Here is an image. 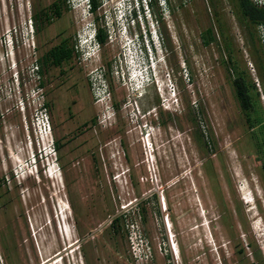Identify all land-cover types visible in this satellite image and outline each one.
<instances>
[{
    "label": "rangeland",
    "instance_id": "rangeland-1",
    "mask_svg": "<svg viewBox=\"0 0 264 264\" xmlns=\"http://www.w3.org/2000/svg\"><path fill=\"white\" fill-rule=\"evenodd\" d=\"M53 1L0 0V264L264 257V45L237 0H59L36 22Z\"/></svg>",
    "mask_w": 264,
    "mask_h": 264
},
{
    "label": "trees",
    "instance_id": "trees-1",
    "mask_svg": "<svg viewBox=\"0 0 264 264\" xmlns=\"http://www.w3.org/2000/svg\"><path fill=\"white\" fill-rule=\"evenodd\" d=\"M237 1L240 11L245 19L249 20L253 24L264 22V7H258L251 0H237ZM100 3H101L100 0H89L90 10L92 12H97ZM150 4L153 7L152 0H150ZM62 14H63V6L61 2L59 0H54L50 5L40 8L39 10H36L34 14V18L36 22L38 20H42V17H45L48 21H50L52 20L51 15H53V17H61ZM97 23L98 26L96 28V36L98 42L102 45L106 43L108 34L107 31L104 29V27L99 23L98 19H97ZM73 51H74L73 47H69L66 44L65 40H63L60 44L53 46L46 52L44 56V60H46V62L50 61L52 62V64L56 66H61L65 60H68L72 57ZM262 68L264 69V65L262 66ZM234 84L236 87L237 95L240 98L242 108L248 114L247 120L248 122H250L251 128H254L256 126L255 121H258V117L255 116L253 117L254 118L253 119L251 116V112L253 111L254 108L253 97L250 92L251 84H248L244 76L239 72H238V76L234 79ZM253 87L256 88L255 83L253 84ZM253 135L254 138L256 139V142L259 143L260 148L264 152V135L262 136L260 132H254ZM197 136L199 137L203 146L207 147L211 143L210 136L205 130L203 131L200 128L199 132L197 133ZM55 147L60 148L59 141L56 142ZM118 221H119L118 217L114 218L112 221V225L115 227ZM116 227L118 226L116 225ZM247 245L251 248V254L254 257V260L251 262V264H264V257L262 255L260 248L258 246H255V244L251 240L248 241ZM240 251L246 253L245 246L240 248Z\"/></svg>",
    "mask_w": 264,
    "mask_h": 264
},
{
    "label": "flooded vegetation",
    "instance_id": "flooded-vegetation-1",
    "mask_svg": "<svg viewBox=\"0 0 264 264\" xmlns=\"http://www.w3.org/2000/svg\"><path fill=\"white\" fill-rule=\"evenodd\" d=\"M255 5H257L258 7H264V4H257L255 3L253 0H251ZM238 3V1H237ZM242 14V13H241ZM243 16V14H242ZM258 28H259V33H258V37L260 38L261 42L263 43L264 45V22H259V23H256ZM45 262V261H44Z\"/></svg>",
    "mask_w": 264,
    "mask_h": 264
},
{
    "label": "built area",
    "instance_id": "built-area-1",
    "mask_svg": "<svg viewBox=\"0 0 264 264\" xmlns=\"http://www.w3.org/2000/svg\"><path fill=\"white\" fill-rule=\"evenodd\" d=\"M253 1H259L260 3H264V1H262V0H253ZM45 109H46V107H45ZM44 121H45V119H44ZM46 121H47V118H46ZM43 126H44V129H46L47 128V126L44 124V122H43ZM49 129L51 130V128L49 127Z\"/></svg>",
    "mask_w": 264,
    "mask_h": 264
},
{
    "label": "bare ground",
    "instance_id": "bare-ground-1",
    "mask_svg": "<svg viewBox=\"0 0 264 264\" xmlns=\"http://www.w3.org/2000/svg\"><path fill=\"white\" fill-rule=\"evenodd\" d=\"M72 246H73V245H72ZM44 259H45V260H44V261H45L44 264H48V262H50L49 259H46V258H44Z\"/></svg>",
    "mask_w": 264,
    "mask_h": 264
},
{
    "label": "clouds",
    "instance_id": "clouds-1",
    "mask_svg": "<svg viewBox=\"0 0 264 264\" xmlns=\"http://www.w3.org/2000/svg\"><path fill=\"white\" fill-rule=\"evenodd\" d=\"M91 41H92V40H90V42H91ZM95 41H96V40H93L92 42H94V43H95ZM96 42H97V41H96Z\"/></svg>",
    "mask_w": 264,
    "mask_h": 264
}]
</instances>
